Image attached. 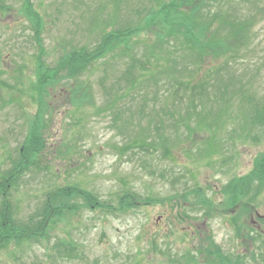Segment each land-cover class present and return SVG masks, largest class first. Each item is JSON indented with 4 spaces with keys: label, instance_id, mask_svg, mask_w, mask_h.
Segmentation results:
<instances>
[{
    "label": "rangeland",
    "instance_id": "obj_1",
    "mask_svg": "<svg viewBox=\"0 0 264 264\" xmlns=\"http://www.w3.org/2000/svg\"><path fill=\"white\" fill-rule=\"evenodd\" d=\"M155 1L157 5L163 0ZM145 2L3 0L0 3V80L3 82H0V181L7 180L9 171L22 157V145L31 123L46 125L43 131L46 147L37 156L38 163L9 191L13 219L24 223L42 209L49 191L69 184L80 185L95 193L100 202L106 201L117 208L115 213L83 210L68 223L52 225L50 239L0 249V264H166L172 257L184 262L187 259L181 257L195 251L200 239L210 235L226 254L245 256L244 264H264V221L259 217L264 216V187L256 200L241 210L242 231L231 220L233 208L227 209L225 215L206 216L188 204L178 205L179 199L183 200L179 195L190 194L199 185L217 208H227L221 195L223 186L231 178L246 176L263 166H256L255 162L264 158V127L251 124L249 117L250 107H264V20H257L251 26L249 36L254 35L255 44L249 47L252 62L238 65L241 73L236 74L242 81L233 86L253 102L249 105L236 95L235 100L222 106L219 99L211 98L207 108L217 111L224 107L220 114H211V124L216 116L221 118L213 122L211 129L196 119H190L192 126L188 129L184 126L187 122L179 121L177 133H185L180 141L175 138L176 131L167 128L161 133L168 139L167 144L160 146L158 142L155 149L147 152L133 148L122 154L130 137L143 133L150 142L159 141V135L154 128L147 133L142 130L149 121L148 116H141L140 110L145 109L142 104L146 102L142 96L127 95L123 89L116 103L107 104L111 100L104 93L105 86L110 87L122 76L130 60L119 55H110L96 63L75 81L77 85L90 87L93 100L89 99L82 107L78 103L71 105L69 97L74 81L64 80L45 96L50 102L49 109L43 114L39 112L40 95L31 90L32 84H36L39 61L55 68L72 47H93L104 31L138 20L137 12L147 5ZM29 11L42 15L44 24L39 37ZM113 19L115 24L106 26ZM148 36L141 37L136 47L143 48ZM185 57L186 53L180 55L181 63ZM208 73L201 71L198 82L199 86L204 85L205 94L217 91L216 81L205 86ZM4 84L14 85L15 89L10 90ZM225 87L222 85L223 90ZM157 91L162 96V91ZM164 100H156L158 108ZM149 101L145 111L148 114L155 102L153 98ZM173 106L171 109H175ZM172 113L167 117L156 113L154 117L163 118L166 123L171 117L183 119L177 110ZM138 116L143 118L141 128L136 126ZM200 152L204 153L202 158ZM131 191L158 202L119 211L121 197ZM190 199L193 201L194 194ZM3 206L0 191V211ZM247 233L255 239L247 238ZM62 238L77 241L83 259L57 260L55 252L52 258L48 256V249Z\"/></svg>",
    "mask_w": 264,
    "mask_h": 264
},
{
    "label": "trees",
    "instance_id": "obj_2",
    "mask_svg": "<svg viewBox=\"0 0 264 264\" xmlns=\"http://www.w3.org/2000/svg\"><path fill=\"white\" fill-rule=\"evenodd\" d=\"M2 2L3 0H0V3ZM155 3V0H146L147 5L137 12L138 20L129 21L120 28L104 31L99 42L93 47H72L66 51V55L59 60L55 68H49L39 61L36 84H32L33 88L31 87V90L35 89L40 95L39 112L43 114L45 109H49L50 102L45 100V96L49 95L52 87L64 80L74 81L73 91L69 97L71 105L75 106L78 103L82 107L89 99L93 100L89 92L90 87L84 86L83 83L77 85L75 81L96 63L110 55H119L121 58L128 56L130 60L122 76L110 87L105 86L104 93L111 100L107 104L116 103L123 89L128 92L127 95L132 93V95L142 96L143 101L146 102L142 104V108L145 109L140 110L141 116L149 117V121L142 130L147 133L149 129L154 128L159 135V141L151 140L150 142H148L149 137L143 136V133L137 134L134 138L130 137L121 150L122 154L133 148H140L143 152H147L150 148L155 149L158 142L160 146L167 144L168 139L161 135L167 128L174 129L175 138L180 141L181 135L185 133H177L179 121L188 123L184 125L186 129L192 126L190 119H196L199 123L203 122L207 128L211 129L214 121L221 120L216 116L211 124V114H217V112L220 114V110L224 108L220 107L217 111L207 108L206 103L211 98L219 99V103L224 106L235 100L238 95L241 96V101L251 105L252 99L244 98L243 94L236 92L233 86L236 82L242 81V78L236 74V72L241 73L238 65L252 62L249 58V47H254L255 44L252 41L254 35L249 36V34L252 30L251 26L257 20H264V1L163 0L157 5H154ZM116 8H118L117 5ZM29 17L33 20L36 36L39 37L44 24L42 15L29 11ZM106 24V26L114 25V19ZM145 35L150 36L146 37L144 47L137 48L140 38ZM150 42L153 45H150ZM185 53L186 57L181 63L180 55ZM203 70L209 71L206 77L209 82H205V86L212 85L214 81L218 82L216 92L205 94L204 85L199 86L198 82L201 80ZM222 85L226 86L224 90ZM4 86L10 90L15 89L14 85L4 84ZM157 89L162 91V96ZM210 94H213V97ZM150 98H153L155 102L148 114L145 111L149 108ZM158 98L165 99V103L161 105L163 108L161 106L158 108L156 104ZM171 105H175V109H171ZM175 110L180 112L183 119L171 117L170 122L166 123L162 117L159 120L154 117L156 113H162L164 117H167L170 112L175 113ZM186 110H189L188 115L185 114ZM250 111L252 113L249 117L250 123L264 127V107L253 105ZM138 121L136 126L143 127V118L138 116ZM45 126L43 123L38 124L37 121L31 123L22 145V157L9 171L7 180L0 181V191L5 196L4 206L0 211V249L15 245L19 248L26 243L50 239L49 232L52 225L62 221L68 223L72 217L83 210L104 213H115L117 210L106 201L100 202L99 197L90 190L77 184H69L49 191L42 209L24 223L13 219L11 203L7 200L8 190L14 186L17 178L38 163L37 156L46 147L43 133ZM198 154L200 158L204 156V153ZM255 164L256 166L263 164V166L251 170L246 176L231 178L221 189L227 208H217L204 188L199 185H196L190 194L179 195L178 197L183 200L179 199L178 205L188 204L192 209L203 211L206 216L225 215L227 209L233 208L234 214L231 220L236 224L238 231H242V226L239 224L242 219L241 210L249 207L250 202L256 200L264 187V158ZM192 194H194L193 201L190 199ZM160 200L164 202V199ZM156 201L158 202V200L143 198L139 193L131 191L121 197L118 208L119 211L126 212L140 206L152 205ZM237 207H240L239 211ZM247 236L249 239H255L250 233H247ZM54 252L57 260L83 259L81 245L72 238L57 240L48 249L47 255L52 258ZM186 255L181 257L187 259L185 263L180 258L172 257L166 264H244L245 259V256L238 253L235 257L226 254L211 235L200 239L199 247Z\"/></svg>",
    "mask_w": 264,
    "mask_h": 264
}]
</instances>
